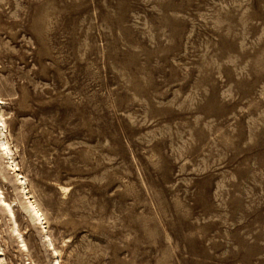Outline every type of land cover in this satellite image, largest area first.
Masks as SVG:
<instances>
[{"label": "rangeland", "instance_id": "rangeland-1", "mask_svg": "<svg viewBox=\"0 0 264 264\" xmlns=\"http://www.w3.org/2000/svg\"><path fill=\"white\" fill-rule=\"evenodd\" d=\"M0 99L60 264H264V0H0ZM8 161L0 264H52Z\"/></svg>", "mask_w": 264, "mask_h": 264}, {"label": "bare ground", "instance_id": "bare-ground-1", "mask_svg": "<svg viewBox=\"0 0 264 264\" xmlns=\"http://www.w3.org/2000/svg\"><path fill=\"white\" fill-rule=\"evenodd\" d=\"M1 103H2V100L0 99V104ZM0 126H1V129H0V154L5 155V157L9 159V161L7 162L8 167H10L11 169L14 170L15 180L19 184V191L23 195V198H25V200H26V204H25L24 208L27 211V213L29 214V216H30L31 220L34 222V224L38 225L39 228H41L44 241L49 246V249L51 250V254L56 257L55 262L52 264H60V262L58 260L59 259L58 258V250L53 246L52 240H51V238L48 234V231L46 229V224H45L46 221H45L44 214H43L40 206L38 205V203L30 195L23 175H21L19 172H16V171H18V167L16 166V163L12 157V151L10 149L9 143L6 140L5 130H4L5 125H4L3 117L1 114V106H0ZM62 189H66V188L62 187ZM0 205L2 207V211H4L6 213V215L9 217V219L12 223L11 230L17 236L18 242L20 244L19 246L21 247L22 250L27 251L26 244L24 243L23 237H22V235L18 229V225L16 223L14 210L11 207V204L8 201H6V199L4 198V195L2 194L1 189H0ZM0 254H2V253L0 252Z\"/></svg>", "mask_w": 264, "mask_h": 264}]
</instances>
